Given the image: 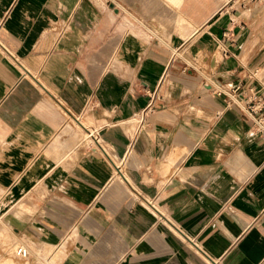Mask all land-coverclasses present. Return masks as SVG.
<instances>
[{"label": "crops", "instance_id": "1", "mask_svg": "<svg viewBox=\"0 0 264 264\" xmlns=\"http://www.w3.org/2000/svg\"><path fill=\"white\" fill-rule=\"evenodd\" d=\"M159 1L180 6L177 0ZM213 4L201 28L191 31L203 35L204 47L182 37L174 45L177 50L156 43L134 69L130 88H110L112 113L97 109V125L115 129L110 142L117 154L123 155L126 144L155 160L172 146L176 156L191 144L188 162L200 160L197 172L221 183L205 193L195 179L129 186L133 193L146 190L153 199L163 188L159 213L149 200L140 207L129 193L130 199L111 203V194L116 198L127 190L113 185L106 170L90 167L97 153L85 141L82 146L70 138L61 142L67 143L65 158L75 159L66 166L44 151L67 115L82 112L98 96L93 91L102 70L95 63L105 46L93 36L104 30L101 19L77 29L87 33L84 39L43 40V0H0V191L37 195L50 190L80 198L78 205L52 212L50 218L41 203L35 218L10 219L19 225V235L42 249L45 243L61 245L74 232L80 241H97L93 251L83 244L71 248L64 264H264V139L247 111L256 92L264 98V0ZM173 20L192 22L186 12ZM189 48L207 55L199 60ZM180 52L194 60L195 71ZM123 108L129 112L126 118L145 114L138 121L139 128H146L143 135L123 136L130 121ZM179 172L186 175L187 169ZM7 229L0 225L2 232Z\"/></svg>", "mask_w": 264, "mask_h": 264}, {"label": "rangeland", "instance_id": "2", "mask_svg": "<svg viewBox=\"0 0 264 264\" xmlns=\"http://www.w3.org/2000/svg\"><path fill=\"white\" fill-rule=\"evenodd\" d=\"M177 1L180 2L178 7L176 5L168 6L159 0H43V40L53 39L61 41L72 37L75 40L84 39L87 33L77 29H81L79 27L84 23L90 21L92 24H96L98 19H101L102 26L100 25L99 29L104 30L96 32L93 40L100 39L101 45L105 46L100 49L102 53L95 63L98 67L101 65L102 70L100 74L102 77L96 82L93 91L98 96L94 97L90 104L89 102L86 103L82 112L74 116L67 115L68 121L53 138L52 141L54 143L50 142L44 151L49 156H53L59 166H66L67 163L74 162L75 159L69 161V159L65 158L67 143L61 142L65 138H70L72 141L77 142L85 141V147H89L91 152L96 151L97 153V156H95L96 163H91L90 167L96 168V170L98 169L101 172L106 170L107 176L111 175L110 178H112L111 182L113 185H122L123 189L125 186L127 190V192L120 191L116 198L113 197L114 193L112 192L111 203L117 199H126L127 195L128 199H130L129 194H131L140 207L146 206V202L149 200L156 206L155 208L159 213L163 209L157 200L159 197L162 198L163 188L155 192L156 197L153 199L146 190L133 193L129 186L133 184L164 186L169 183H178L179 179L193 180L195 183V179L200 190L205 193V191L208 192L214 187L218 188L217 186L221 183L216 180V177L205 179L206 177L202 175V171L199 170L197 172L196 168L201 166L198 164L200 160L194 161V164L188 162L193 154L191 149L194 145L191 144H187L181 150H178L176 156H173L174 147L172 146L166 153H162L159 157L156 156L155 160L153 156L147 155L144 151L138 153L135 149L132 150V145L126 144L123 145V155L117 154L110 142L115 129L111 126L97 125L96 115L98 107L102 111L106 107L105 111H107L108 115L112 113L110 106L113 104L114 97L112 96L113 90L110 88H114L116 84L119 87L121 85L123 89L130 88L132 86L130 77L133 76L134 69L137 67L136 70H139L140 61L142 62L141 57L147 53L150 47L151 49L154 48L156 43L160 47L169 49L171 46L174 47L175 44H178L182 37L187 39L188 42L197 40L195 44L200 42L201 47H204L205 44L201 40L203 35H193L192 27L200 29L207 20L214 1L221 3L224 0ZM154 11H157V15H150ZM185 12L189 14L192 21L191 24H180L173 20L177 18L179 13L183 14ZM173 49L177 50L175 47ZM188 52L193 57L198 56L199 60H203L207 55L203 54V52L197 53L195 48H189ZM179 55L183 58L191 59L185 53L180 52ZM193 61H191L192 70L195 71L194 67H197V64ZM99 101H101L99 106H95ZM101 107L104 108L101 109ZM122 110V115L125 119L129 112L124 108ZM136 113L138 114L137 117L126 118L130 121L122 128L123 136L127 140H130L131 137H136V135L138 136L140 133L143 135L145 132L146 128L138 127V121L143 120L145 114L142 111ZM76 119L86 122L84 123L85 127L80 126ZM118 130L117 128L116 131ZM74 150H76V147ZM97 157H100L101 161H98ZM181 169H187V174L181 175L179 172ZM195 173L198 176H195ZM212 184L213 186L211 187L210 185ZM78 198L79 193H74V196H67L66 192L59 193L50 190L37 193V195L33 192L25 195L22 192L0 191V225L4 226V224H7L9 226V229L4 230V232L0 230V264H64L61 263L62 260L72 255L73 251L70 249H73V247L83 244L91 248L90 251H93L94 248L96 249L97 241L92 243L87 238L80 241L77 238V232L71 233V237L64 239L59 246H51L45 243L42 249L31 237L17 233L16 227L19 225L9 223L10 219L35 218L41 203L45 205V208H43L44 215H50L47 217L50 218L52 217V212L66 211V207L71 208L72 204L78 205L80 199ZM151 211L153 210L151 209ZM155 217L157 220H162L158 219L156 215ZM175 224L177 228H180L179 224ZM97 225L95 224V226ZM95 226L93 225L94 228ZM22 228H24V225H22ZM173 232L175 233V231ZM175 234L181 239L183 238L179 234ZM183 240L192 247L193 244L190 240L187 241L184 238ZM20 245L29 248V257L22 258L17 255L16 250ZM209 263L212 264L211 262ZM95 264H100V262Z\"/></svg>", "mask_w": 264, "mask_h": 264}, {"label": "built area", "instance_id": "3", "mask_svg": "<svg viewBox=\"0 0 264 264\" xmlns=\"http://www.w3.org/2000/svg\"><path fill=\"white\" fill-rule=\"evenodd\" d=\"M226 36L229 35L226 33ZM219 94H222L223 91H219ZM228 96V94H226ZM247 111L250 114L253 125L256 131L264 139V98L259 97V93L256 92V95L249 99V105ZM17 255L22 258L29 257L30 250L28 247L20 245L16 250Z\"/></svg>", "mask_w": 264, "mask_h": 264}, {"label": "bare ground", "instance_id": "4", "mask_svg": "<svg viewBox=\"0 0 264 264\" xmlns=\"http://www.w3.org/2000/svg\"><path fill=\"white\" fill-rule=\"evenodd\" d=\"M83 122V124L85 123L84 121H82ZM0 234H1V232H0Z\"/></svg>", "mask_w": 264, "mask_h": 264}]
</instances>
